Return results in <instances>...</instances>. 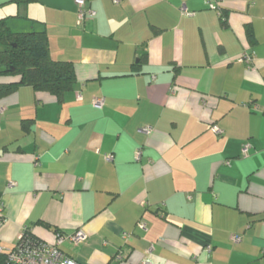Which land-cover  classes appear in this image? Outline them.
<instances>
[{
	"label": "crops",
	"instance_id": "crops-1",
	"mask_svg": "<svg viewBox=\"0 0 264 264\" xmlns=\"http://www.w3.org/2000/svg\"><path fill=\"white\" fill-rule=\"evenodd\" d=\"M86 3L0 0L76 72L0 100V250L31 227L82 230L81 264H264V0H224L227 24L208 0Z\"/></svg>",
	"mask_w": 264,
	"mask_h": 264
},
{
	"label": "trees",
	"instance_id": "trees-1",
	"mask_svg": "<svg viewBox=\"0 0 264 264\" xmlns=\"http://www.w3.org/2000/svg\"><path fill=\"white\" fill-rule=\"evenodd\" d=\"M86 7L91 8L88 3ZM216 11L223 24H227L225 8L221 6ZM48 41L45 30L17 31L9 25L6 18H0V100L12 94L21 85L53 93L60 99L65 92L73 88L76 82L74 64L69 60L55 59ZM212 128L216 129L215 126ZM24 230L16 245L22 241L29 244L44 241L31 227ZM60 233L64 232L57 230L56 237ZM8 254L7 251H0V264L8 260Z\"/></svg>",
	"mask_w": 264,
	"mask_h": 264
},
{
	"label": "built area",
	"instance_id": "built-area-1",
	"mask_svg": "<svg viewBox=\"0 0 264 264\" xmlns=\"http://www.w3.org/2000/svg\"><path fill=\"white\" fill-rule=\"evenodd\" d=\"M78 4V22L82 23L87 15H94L95 11L91 8L86 7V0H75ZM224 0H208L209 7L212 9H219ZM185 12V8H183ZM242 59L251 62L253 58L248 54H243ZM93 104L96 107H103L105 104L104 97H95ZM217 128V127H215ZM145 132L148 133L151 131V128L145 127ZM216 132H222L220 129H215ZM251 144L246 143L242 148V153L244 156L249 154ZM141 152L138 151V158L140 157ZM112 154L107 155V159H112ZM10 187L14 183L9 184ZM4 202L0 200V226L4 223ZM141 226L146 228V223L142 222ZM25 231V230H24ZM23 231V232H24ZM22 232V234H23ZM20 235L19 239L22 237ZM86 238V235L82 230H79L75 233H60L54 240V242L41 241L33 244L27 242H20L12 249L6 250L8 254V260L2 264H81L73 257L69 256L63 249L62 244L65 241H70L74 243H79ZM18 239V240H19ZM3 251V250H0ZM148 260H144L142 264H148Z\"/></svg>",
	"mask_w": 264,
	"mask_h": 264
}]
</instances>
